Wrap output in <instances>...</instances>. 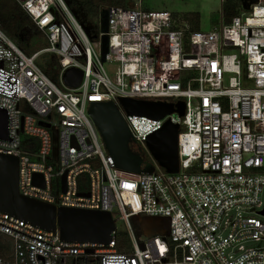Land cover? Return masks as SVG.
Wrapping results in <instances>:
<instances>
[{
  "label": "built area",
  "instance_id": "obj_1",
  "mask_svg": "<svg viewBox=\"0 0 264 264\" xmlns=\"http://www.w3.org/2000/svg\"><path fill=\"white\" fill-rule=\"evenodd\" d=\"M13 1L46 46L26 56L0 28V155L17 157L20 196L56 210L108 212L114 231L107 245L65 242L57 227L0 212V264H264V249H236L264 239V224L229 216L251 207L264 216V0L227 24L220 13L208 32L167 10L109 8L105 30L99 21L90 36L63 0ZM43 55L55 57L57 75L40 68ZM69 68L82 72L75 89L62 81ZM120 99L183 102L184 115H127ZM92 102L114 104L129 149L153 173L114 165L88 115ZM167 120L179 126L174 174L145 144ZM121 233L129 253L116 252Z\"/></svg>",
  "mask_w": 264,
  "mask_h": 264
},
{
  "label": "water",
  "instance_id": "obj_2",
  "mask_svg": "<svg viewBox=\"0 0 264 264\" xmlns=\"http://www.w3.org/2000/svg\"><path fill=\"white\" fill-rule=\"evenodd\" d=\"M241 9L248 11L257 0H238ZM106 20L102 23L105 30ZM107 39L102 40V62L107 54ZM82 72L76 68L67 69L62 75L64 85L69 89L79 86ZM121 107L127 115L163 119L170 114L184 115V103L175 105L163 102L120 99ZM88 115L99 132L105 150L114 165L122 170L135 173L154 171L152 165H141V160L129 149L130 134L127 126L111 102H92ZM6 113L0 110V139H6ZM179 126L166 121L162 128L146 139V148L157 165L168 174L178 172L177 134ZM18 160L15 156L0 155V212L14 216L42 230L51 231L56 227L60 239L72 243L109 244L114 222L108 212L54 207L24 198L17 188ZM34 183L39 184L38 177ZM42 186V185H41ZM264 215V210L261 212ZM144 222H148L144 220ZM165 224H167L164 221ZM168 225V224H167Z\"/></svg>",
  "mask_w": 264,
  "mask_h": 264
},
{
  "label": "trees",
  "instance_id": "obj_3",
  "mask_svg": "<svg viewBox=\"0 0 264 264\" xmlns=\"http://www.w3.org/2000/svg\"><path fill=\"white\" fill-rule=\"evenodd\" d=\"M127 0H73L69 7L80 20L94 25L103 23L106 20V12L109 8L126 9ZM68 7V8H69ZM241 11V3L238 0H223L220 5V13L224 23H229L231 19ZM183 18L190 23L192 30H198L200 16L198 12H187ZM0 28L14 42V44L26 55L42 50L46 46L44 37L32 25L27 15L13 0H0ZM46 58L44 63L38 61V65L48 77H53L59 73V67L54 56L43 55ZM139 159L140 157L137 156ZM148 160L144 157L141 165L144 167ZM1 248V246H0ZM116 252L129 253V241L123 233L117 236ZM1 254V251H0Z\"/></svg>",
  "mask_w": 264,
  "mask_h": 264
},
{
  "label": "rangeland",
  "instance_id": "obj_4",
  "mask_svg": "<svg viewBox=\"0 0 264 264\" xmlns=\"http://www.w3.org/2000/svg\"><path fill=\"white\" fill-rule=\"evenodd\" d=\"M64 3L69 7V3L73 0H63ZM220 0H127L126 8L129 10H167L171 13L182 15L187 12H198L200 16L199 21V30L202 32L211 31L213 28L217 27L220 24ZM70 9V7H69ZM72 12V10L70 9ZM73 14V12H72ZM77 22L80 24L84 32L90 36L92 32H94V25L85 23L80 20L75 14H73ZM100 31V28H98ZM40 63H44L46 58L40 60ZM146 156L145 153H142ZM147 159V158H146ZM261 206H264V194L261 196ZM260 209L256 207H251L250 210H244L240 208H234L229 216L231 219L240 218V217H253L257 220L261 221L264 224V216H260L257 214ZM116 218V217H115ZM116 227L118 231H123V223L121 221H116ZM227 233V231H225ZM140 248H142V244H140ZM242 248L246 249H264V239L259 240L258 242L249 240L242 242L237 245L236 249Z\"/></svg>",
  "mask_w": 264,
  "mask_h": 264
}]
</instances>
